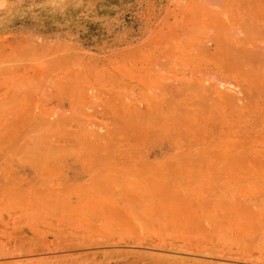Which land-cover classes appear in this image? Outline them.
<instances>
[{"label":"rangeland","instance_id":"1","mask_svg":"<svg viewBox=\"0 0 264 264\" xmlns=\"http://www.w3.org/2000/svg\"><path fill=\"white\" fill-rule=\"evenodd\" d=\"M22 5L62 35L0 19V264H264V0Z\"/></svg>","mask_w":264,"mask_h":264},{"label":"crops","instance_id":"2","mask_svg":"<svg viewBox=\"0 0 264 264\" xmlns=\"http://www.w3.org/2000/svg\"><path fill=\"white\" fill-rule=\"evenodd\" d=\"M21 0V5L17 7V9L10 11L9 14L4 15V17L0 16V19H6L8 21V25L11 27V30L19 32L21 34H39L43 36L51 35V36H60L62 35V29L56 28L55 26H47L40 24L38 22H31V18H33V14L31 15L30 10L25 7ZM8 25L5 26L8 28ZM4 28V26H1Z\"/></svg>","mask_w":264,"mask_h":264},{"label":"bare ground","instance_id":"3","mask_svg":"<svg viewBox=\"0 0 264 264\" xmlns=\"http://www.w3.org/2000/svg\"><path fill=\"white\" fill-rule=\"evenodd\" d=\"M138 201V200H137Z\"/></svg>","mask_w":264,"mask_h":264}]
</instances>
